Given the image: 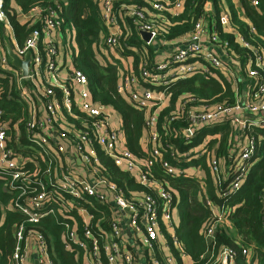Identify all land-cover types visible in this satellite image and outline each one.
<instances>
[{"label":"built area","instance_id":"1","mask_svg":"<svg viewBox=\"0 0 264 264\" xmlns=\"http://www.w3.org/2000/svg\"><path fill=\"white\" fill-rule=\"evenodd\" d=\"M117 1L125 3L118 9L114 7ZM98 4L106 28L100 47L110 52V55L103 52L108 59L106 62L117 65L119 70L117 93L144 114L141 139L144 157H136L124 147L119 114L91 98L88 78L81 70L72 65L65 76L60 75V68L65 64L60 65L59 56L67 46V38L60 35L62 20L57 14L61 4L55 2L52 5L55 8L34 7L26 13L16 11L18 21L33 24V29L21 45L15 41L10 45L19 58L30 55L27 77L10 66L4 38L0 46V77L16 79L17 99L25 107L12 126L0 108V179L2 191L8 195L7 205H1L0 201V225L6 212L23 216L15 227L12 264H31L30 258L38 264H53L46 238L40 231L30 229L41 218L55 214L50 199L54 192L52 199L59 210L62 207L66 211L73 210L83 221L82 237L76 233V228L69 229L65 224L62 243L66 250L73 246L76 251H83L84 264H104L101 252L106 264H173L171 258L165 256L159 238L161 230L171 226L175 204L171 191L160 179L151 177L150 170L157 166L170 177L184 175L202 183L199 165L203 159L216 181H224L228 169L224 159L215 158L208 147L210 131L225 124L239 128L242 135L248 128L264 129V82L256 79L264 72L260 50L252 49L247 77L238 82L241 77L236 67L225 60L230 53L228 44L219 40L205 17L177 40L168 42L162 38V30L169 27V18L178 16L182 0H98ZM4 7L5 0H0V28L7 36L6 29L10 25ZM220 21L223 27L230 26L223 10ZM133 32L138 35L139 47L128 43ZM140 32L149 33V40H142ZM243 45L249 47L247 43ZM150 47L154 53L152 60L148 56ZM124 52L137 55L136 67L133 57L123 56ZM122 59L120 67L117 61ZM213 69L234 85L233 107L223 103L207 105L184 95L173 113L161 115L167 87L195 74L209 75ZM176 119H183L185 126L177 132L169 131L176 133L186 145L193 141L198 143L183 153L173 146L169 152L164 151L170 145L164 143L162 129ZM19 123L24 124L27 140V145L21 147ZM242 143L232 155L233 175L223 196L240 188L250 167L247 163L254 152V138L243 135ZM96 146L147 191H135L127 198L99 167ZM166 153L176 164L196 161L198 166L190 167L194 170L179 169L165 158ZM94 202L111 211L108 231L100 227L101 217L94 222L97 230L89 226L93 217L87 206H94ZM204 203L212 216L203 231L208 241L213 239L216 224L225 222L226 215L218 212L209 199ZM170 237L182 255L183 245L175 235ZM126 239L135 244L140 242L143 263L136 251L124 250ZM243 253L247 255V249ZM214 264H236L234 251L220 248Z\"/></svg>","mask_w":264,"mask_h":264},{"label":"trees","instance_id":"2","mask_svg":"<svg viewBox=\"0 0 264 264\" xmlns=\"http://www.w3.org/2000/svg\"><path fill=\"white\" fill-rule=\"evenodd\" d=\"M12 2H15L17 9L22 13L38 6L55 8L52 6L55 2L61 4V10L57 14L62 20V34L65 36L66 28L74 32L76 49L72 57L73 67L78 68L87 76L91 98L119 114L124 147L136 157H144L141 146L144 114L142 110L130 105L117 93L116 86L119 81L117 65L106 62L105 56L101 57L105 62L98 57V55H104L100 44L106 33L99 14L98 0H5L4 10L14 40L21 45L33 29V24L18 21L16 8ZM122 3L125 1H117L114 7L119 9ZM222 10L228 15L230 22L228 28L223 27L220 21ZM203 17L210 24L208 26L215 31L219 40L228 44L229 52L242 63V66L243 63L248 64V56L252 49L260 50L264 57V0H237V7L231 0H182L178 16L169 18V27L162 30V38L168 42L177 40L189 33L194 23ZM211 21L214 24H211ZM3 33L4 30L1 27L0 46L4 38ZM138 40L137 33L133 32L128 43L139 47ZM243 42L249 47H245ZM127 54L133 57V66L136 67L137 55L133 52H124L123 56ZM148 54L152 60L153 48L148 49ZM117 64L119 65V61ZM243 77H247L245 71ZM9 79V77H0V108L4 110V117L10 120L12 126L25 111V107L17 99L16 79ZM256 79L264 82V72H260ZM235 90L234 85L223 79L220 72L215 69L209 75L195 74L178 80L166 88L165 95L168 101L161 115L173 113L178 107V100L184 95H190L207 105L223 103L233 107L236 101ZM75 112L79 114L77 110ZM184 126L183 119H176L171 125L162 129L163 141L170 145L164 151L169 152L170 147L173 146L177 147L179 153H183L198 145L195 141L186 145L183 139L176 136V133L170 132H177ZM17 127L22 133L20 147L27 145L24 124L19 123ZM210 132L211 135L221 134L219 138L210 140L208 147L213 150L215 158L225 161L228 170L224 181H216L206 168L207 163L203 159L199 165V169L203 171V184L184 175L176 178L170 177L157 166L150 170L149 175L160 179L166 189L170 191L174 189L178 192L180 224L175 233V239L183 245V254L181 255L180 248L166 234L169 246H171L172 263L184 264L182 261L190 258L192 264H214L218 250L226 247L234 251L236 264H264V129L254 127L244 131V136L254 138V152L247 163L250 167L245 173L240 188L235 193L225 196L222 192L229 187V180L233 175V151L242 147L243 136L237 134L241 139L237 138L234 127L230 124L219 126ZM96 153L102 172L123 191L127 198L131 197L135 191H147L124 168L115 166L109 156L97 146ZM165 158L179 169L198 166L196 161L176 164L168 153L165 154ZM2 182L0 179V201L1 205H7L8 195L2 191ZM54 194L56 192L50 194L53 195L50 199L55 214L41 218L30 230L40 231L44 235L48 255L53 264H84L83 251H76L73 246L70 250H66L62 243L65 224L69 225V229L76 228V233L82 237L83 221L73 210L66 211L63 207L59 210L57 203L52 199ZM174 197L172 193V200L175 204ZM206 199L211 201L218 212H224L226 215L225 222L216 224L213 239L208 241L204 238L203 231L212 216L204 203ZM87 207L93 217L89 220V226L97 230L93 227L94 222L101 217L99 225L108 231L111 221L109 208L97 205L95 202L94 206ZM22 220L21 214L6 212L5 219L0 225V264H12V253L16 245L15 227ZM244 249H247V255L243 253ZM100 254L101 261L106 264L104 254L102 252Z\"/></svg>","mask_w":264,"mask_h":264},{"label":"crops","instance_id":"3","mask_svg":"<svg viewBox=\"0 0 264 264\" xmlns=\"http://www.w3.org/2000/svg\"><path fill=\"white\" fill-rule=\"evenodd\" d=\"M231 1L237 7V0H231ZM12 4L16 8V11H18V9H17V7L15 5V2H12ZM64 34H65V36H63L62 33L60 34L62 38H67L66 41H65L67 43V46L63 42V44L66 46V49L59 56L60 65L63 66L65 64L62 69L60 68V75L61 76H65V74L67 72V68H71L72 67V57H73V54H74L75 49H76V44H75V41H74V32L71 29L67 30V28H66V30L64 31ZM6 35L7 36H4V40L10 46L15 41L10 26L7 27V29H6ZM214 51L217 52V49L215 48ZM98 57L101 59V57H104V55L103 56L102 55H98ZM115 58L118 59L119 56H116ZM104 59L108 60L106 56L104 57ZM104 59H101V60L105 62ZM225 60L231 62L236 67L237 72H238V74L241 77L238 80V82H241V80L245 78V77H243V72L245 71V74H246V69H247L248 64L247 63H243V66H242V63L239 62L238 59L236 57H234V55L231 54V53H229V55L227 57H225ZM122 61H123V59L119 61V66L120 67L123 65V63H121ZM125 62H128V61L126 60ZM167 101H168V99L166 98L165 99V107L167 106ZM234 131H235L236 137L241 139L240 136H243V135L239 131V128L234 127ZM237 134L240 135V136L238 137ZM220 135H221L220 133H215L214 135H212L209 138V140H213L215 138H219ZM235 152L236 151H233V153H235ZM201 172H203V171L201 170L200 173ZM201 175L203 177V173H201ZM201 184H203V183H201ZM170 189H171V187H170ZM171 191L173 193V196H175L174 197L175 205L173 207V212H172V223H171V226H168V228H166V230H164V229L161 230V234H160L159 240H160V243L163 245V252H164L165 256H168L171 259H173V256H172V253H171V246H169L166 234H168L169 236L175 235V233H176V231L178 229V226L180 224V217H179V212H178V200H179L178 199V192L176 190H174V189L173 190L171 189ZM139 238H141V236H139ZM138 243L139 244H135L133 241H129V239H126V245H124V250L136 251L140 261L143 263L144 254L142 253V248H140V242H138ZM33 260H34L33 258H30L29 263H32ZM182 262L184 264H192V261H191L190 258L186 259V260H183Z\"/></svg>","mask_w":264,"mask_h":264},{"label":"water","instance_id":"4","mask_svg":"<svg viewBox=\"0 0 264 264\" xmlns=\"http://www.w3.org/2000/svg\"><path fill=\"white\" fill-rule=\"evenodd\" d=\"M140 38L142 40L148 41L150 38V34L147 32H140ZM7 56L10 60V66L20 71L22 77H27L28 75V63L30 61V55L27 54L24 59L19 58L10 48L9 44L4 42ZM32 264H38L37 261H34Z\"/></svg>","mask_w":264,"mask_h":264},{"label":"rangeland","instance_id":"5","mask_svg":"<svg viewBox=\"0 0 264 264\" xmlns=\"http://www.w3.org/2000/svg\"><path fill=\"white\" fill-rule=\"evenodd\" d=\"M4 47H5V45H4ZM5 50H6V49H5ZM102 51L104 52V54L106 53V54L110 55V52H106L104 48H102ZM124 56H126V55H124ZM127 56H128V54H127ZM9 63H10V60H9ZM184 260H186V259H184ZM33 262H34V261H33ZM33 262H32V263H33ZM32 263H31V264H32Z\"/></svg>","mask_w":264,"mask_h":264}]
</instances>
